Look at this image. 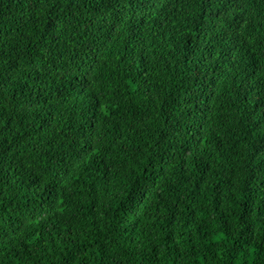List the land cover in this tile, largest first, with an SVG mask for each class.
<instances>
[{
	"label": "trees",
	"instance_id": "1",
	"mask_svg": "<svg viewBox=\"0 0 264 264\" xmlns=\"http://www.w3.org/2000/svg\"><path fill=\"white\" fill-rule=\"evenodd\" d=\"M0 264H264V0H0Z\"/></svg>",
	"mask_w": 264,
	"mask_h": 264
}]
</instances>
